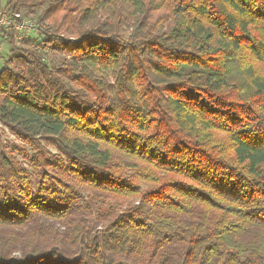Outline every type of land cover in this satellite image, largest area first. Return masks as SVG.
<instances>
[{"label": "trees", "instance_id": "16d2710c", "mask_svg": "<svg viewBox=\"0 0 264 264\" xmlns=\"http://www.w3.org/2000/svg\"><path fill=\"white\" fill-rule=\"evenodd\" d=\"M3 9L0 264H264V0Z\"/></svg>", "mask_w": 264, "mask_h": 264}, {"label": "built area", "instance_id": "2783aa9c", "mask_svg": "<svg viewBox=\"0 0 264 264\" xmlns=\"http://www.w3.org/2000/svg\"><path fill=\"white\" fill-rule=\"evenodd\" d=\"M36 22L19 12H11L0 8V51L9 35L16 41H22L29 32L36 30Z\"/></svg>", "mask_w": 264, "mask_h": 264}, {"label": "rangeland", "instance_id": "374dc122", "mask_svg": "<svg viewBox=\"0 0 264 264\" xmlns=\"http://www.w3.org/2000/svg\"><path fill=\"white\" fill-rule=\"evenodd\" d=\"M5 5H6V0H0V8L5 7ZM25 17H27V16H25ZM27 18H29V19H31V20H33V21H35L37 23L36 18H34L32 16H29ZM40 37H41V31H40L39 27L36 25V30L32 31V32H29L26 35V38L23 39L22 41H24V40H35L36 41ZM20 42L21 41H17L15 43H16L17 46H20L21 45ZM7 54H8V48H7L6 44L3 43L2 47H1V51H0V68L4 64V61H5V58L7 57ZM1 135H2L3 142L10 143V142L14 141L13 137L10 136L6 130L1 129ZM53 153H54V151H53Z\"/></svg>", "mask_w": 264, "mask_h": 264}]
</instances>
